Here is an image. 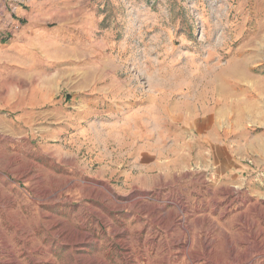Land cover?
<instances>
[{"label": "rangeland", "instance_id": "374dc122", "mask_svg": "<svg viewBox=\"0 0 264 264\" xmlns=\"http://www.w3.org/2000/svg\"><path fill=\"white\" fill-rule=\"evenodd\" d=\"M0 43L28 60L0 109V264L247 256L202 247L198 209L218 139L264 184V0H0Z\"/></svg>", "mask_w": 264, "mask_h": 264}, {"label": "crops", "instance_id": "0c3cea01", "mask_svg": "<svg viewBox=\"0 0 264 264\" xmlns=\"http://www.w3.org/2000/svg\"><path fill=\"white\" fill-rule=\"evenodd\" d=\"M27 61V57H0V109L9 108L11 104L7 94L6 79L12 75L28 77V68L25 64ZM195 116V113L190 111L187 119L189 127L197 126L204 140L215 141L219 136V132L216 133L215 130L218 126V116L215 113L201 119ZM217 142L218 144L212 147V151L213 160L218 162V166L213 168L212 174L220 175V177L217 181L202 183V186L207 188L202 194L203 203L198 209V216L202 223V226L200 223L198 227V234L204 239L202 247H205V244L211 245L213 242L214 245H222V238L228 237L230 241L228 245H233L235 248L233 252L247 255L231 258L228 263L264 264L262 244L256 248L244 247L241 245L243 242L238 240L251 235L254 238L264 237V184L250 181L238 182V172L235 167H232V161H229L230 158L225 154L226 151L230 152L229 148L224 143L220 145L219 139ZM229 146H231L230 143ZM209 238L210 241L206 242ZM214 251L221 250L214 249ZM252 254L253 257H251ZM255 254H259L260 257L256 258Z\"/></svg>", "mask_w": 264, "mask_h": 264}, {"label": "built area", "instance_id": "2783aa9c", "mask_svg": "<svg viewBox=\"0 0 264 264\" xmlns=\"http://www.w3.org/2000/svg\"><path fill=\"white\" fill-rule=\"evenodd\" d=\"M18 28V26L17 25H15V29H17Z\"/></svg>", "mask_w": 264, "mask_h": 264}]
</instances>
